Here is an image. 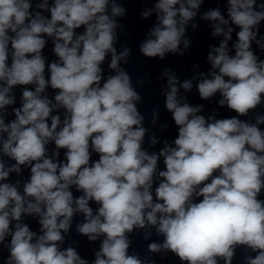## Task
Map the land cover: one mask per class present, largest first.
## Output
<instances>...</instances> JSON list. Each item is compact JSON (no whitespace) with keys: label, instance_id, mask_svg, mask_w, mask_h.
Wrapping results in <instances>:
<instances>
[{"label":"clouds","instance_id":"9594fccd","mask_svg":"<svg viewBox=\"0 0 264 264\" xmlns=\"http://www.w3.org/2000/svg\"><path fill=\"white\" fill-rule=\"evenodd\" d=\"M205 2L154 0L140 12L144 20L155 14L139 44L149 59L183 57L198 16L211 22V37H222L209 45L207 74L181 82L162 70L164 107L178 135L150 154L142 96L121 66L132 50L116 46L119 33L128 34L119 22L123 0H0V252L9 253L2 264H90L75 242L64 247L78 215L76 233L100 242L91 264H155L129 252L130 234L144 229L147 239L152 228L163 240L147 250L170 252L181 264H233L238 249L243 264H264V111H256L264 108V59L253 48L264 52V0H226V12L225 0H216L201 14ZM49 39L56 59L46 64ZM193 81L201 100L219 93V107L236 115H203L204 105L181 93ZM158 117L153 109L150 123ZM148 139L158 143L154 133Z\"/></svg>","mask_w":264,"mask_h":264}]
</instances>
